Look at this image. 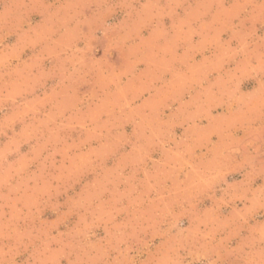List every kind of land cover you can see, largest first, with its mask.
Segmentation results:
<instances>
[{
  "label": "clouds",
  "instance_id": "clouds-1",
  "mask_svg": "<svg viewBox=\"0 0 264 264\" xmlns=\"http://www.w3.org/2000/svg\"><path fill=\"white\" fill-rule=\"evenodd\" d=\"M0 264H264V0H0Z\"/></svg>",
  "mask_w": 264,
  "mask_h": 264
},
{
  "label": "rangeland",
  "instance_id": "rangeland-1",
  "mask_svg": "<svg viewBox=\"0 0 264 264\" xmlns=\"http://www.w3.org/2000/svg\"><path fill=\"white\" fill-rule=\"evenodd\" d=\"M99 54H102V53H98V55H99ZM128 130H129V131H131V129H130V128H129ZM178 131H179V130H178ZM237 178H238V177H237Z\"/></svg>",
  "mask_w": 264,
  "mask_h": 264
}]
</instances>
